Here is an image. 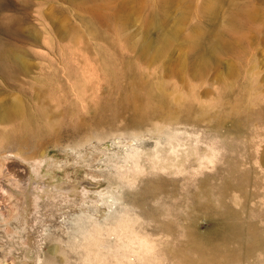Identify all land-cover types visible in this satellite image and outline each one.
I'll return each mask as SVG.
<instances>
[{
  "label": "rangeland",
  "instance_id": "374dc122",
  "mask_svg": "<svg viewBox=\"0 0 264 264\" xmlns=\"http://www.w3.org/2000/svg\"><path fill=\"white\" fill-rule=\"evenodd\" d=\"M175 131L211 163L127 160ZM134 245L264 264V0H0V264H130Z\"/></svg>",
  "mask_w": 264,
  "mask_h": 264
},
{
  "label": "bare ground",
  "instance_id": "6f19581e",
  "mask_svg": "<svg viewBox=\"0 0 264 264\" xmlns=\"http://www.w3.org/2000/svg\"><path fill=\"white\" fill-rule=\"evenodd\" d=\"M208 114V113H207ZM205 116V115H204ZM75 118V117H74ZM203 118V117H202ZM155 126V125H154ZM157 126V125H156ZM157 127H159V126H157ZM151 128V127H150ZM157 129V128H156ZM157 132V131H156ZM163 135V134H162ZM185 135V134H184ZM99 140H102V139H99ZM137 140H138V138H137ZM196 140V139H195ZM207 141H209V140H207ZM197 142H198V140H197ZM105 143V142H104ZM155 146H153V148H146V147H139V146H137V147H133V149H132V147L130 148V150L132 149V151H133V153H129V155H127V160H129L130 162H133V164L134 165H137V164H139V162H141L142 161V158H144V160L146 159V160H149L148 162H149V164H147V166L149 167V168H156V169H174L175 167H176V169H177V167H180V166H182V164H184V162H186V161H188V160H190L191 158H193L195 161H198V163L200 164V166L202 167V166H206V164H210L211 162L210 161H212L213 159H214V156H215V148L213 147V146H211V145H206V148L204 149V150H199L198 149V147L196 146V142L195 141H193L191 138H186L185 136H183L182 135V133H181V135H180V133L179 132H177V131H175L174 132V135H165L164 137H160L159 139H157V141H156V144H154ZM204 145V144H203ZM27 150V149H26ZM217 152H219V151H217ZM126 156V155H125ZM115 158V157H114ZM110 159H111V157H110ZM123 161H124V159H122ZM121 160V161H122ZM128 161V162H129ZM118 162V161H117ZM145 164V163H144ZM125 165V164H124ZM131 165V164H130ZM116 167H117V164L115 165ZM114 166V167H115ZM119 166H120V164H119ZM140 166V165H139ZM115 167V168H116ZM128 167V166H127ZM183 167V166H182ZM118 169H119V167H117ZM122 168V167H121ZM124 168V167H123ZM133 169V168H132ZM165 169V170H166ZM128 170V169H127ZM130 170V169H129ZM137 170V169H136ZM135 170V172H137ZM139 170V169H138ZM58 171V170H57ZM60 171V170H59ZM132 170H130V172H131ZM178 171V170H177ZM176 171V172H177ZM184 171V170H183ZM193 171V170H192ZM129 172V173H130ZM146 172V171H145ZM171 172V171H170ZM180 172V171H179ZM92 173V172H91ZM120 173V172H119ZM123 173H125V171L123 170ZM128 173V174H129ZM134 173V172H133ZM140 173H141V171H140ZM140 173H138V174H140ZM143 173V172H142ZM121 174V173H120ZM137 174V175H138ZM146 174V173H145ZM178 174V173H177ZM187 174V173H186ZM174 175V174H173ZM23 176H24V178L26 179V183H28L29 181H30V177H29V175L27 174V173H24L23 174ZM71 176V175H70ZM124 176V175H123ZM131 176V175H130ZM54 177V176H53ZM90 177V176H89ZM125 177V176H124ZM87 178V177H86ZM91 178V177H90ZM93 178V177H92ZM54 179V178H53ZM66 179V178H65ZM124 179V178H123ZM54 180H56V179H54ZM72 180H74V179H72ZM93 180V179H92ZM52 181V180H51ZM130 182V181H129ZM84 183V182H83ZM89 183V185H94V180L92 181V182H88ZM111 184V183H110ZM61 185V184H60ZM123 185V184H122ZM126 185V184H125ZM55 187H56V189L57 190H61L62 188L60 187V186H58V185H55ZM68 189H69V191H78L77 190V188H78V186H77V184H73V185H71V186H69V187H67ZM91 188V187H90ZM118 188V187H117ZM130 188V187H129ZM102 189H104V188H102ZM112 189V188H111ZM111 189H107V191H103V190H100V191H95V192H92V190L91 189H89L88 188V186H86V185H83V188H82V195H83V197H84V200H85V203H88V201L86 202V200H90L91 201V199H93V201L95 200V201H97V199H94V198H91V197H93L92 195H93V193L95 194V196L96 195H99L98 197H99V200L101 201V203L103 204V203H106V204H108L107 206H108V215H110V213L111 212H113V211H117L118 209H117V206L118 205H122L123 204V202H124V197H125V193H124V189H122V188H119L118 190H111ZM91 196V197H90ZM71 199V198H70ZM80 200V199H79ZM89 201V202H90ZM95 203V202H94ZM97 203H98V201H97ZM100 203V202H99ZM90 204V203H89ZM91 205V204H90ZM104 205V204H103ZM83 206H85V205H83ZM89 207V206H88ZM95 207H96V205H95ZM90 208V207H89ZM93 208V207H92ZM93 209H96V208H93ZM117 209V210H116ZM85 210V209H84ZM137 210V209H136ZM96 211V210H95ZM84 212H88L87 211V209H86V211H82L81 212V214L80 215H82V216H84ZM90 212V211H89ZM97 212V211H96ZM127 212V211H126ZM98 213H100V211H98ZM91 214V213H90ZM99 216H100V214H98ZM79 216V215H78ZM77 216V217H78ZM86 216H88V215H86ZM80 217V216H79ZM79 217H78V219H79ZM90 218H96L95 216H89ZM88 217V218H89ZM98 217V216H97ZM86 218V217H85ZM84 218V219H85ZM106 218V217H105ZM104 218V219H105ZM64 219V218H63ZM76 219V218H75ZM83 219V220H84ZM97 219V218H96ZM99 219V218H98ZM97 219V220H98ZM121 219V218H120ZM141 219V218H140ZM74 220V219H73ZM79 220H82V219H79ZM86 220V219H85ZM91 220V219H90ZM96 220V221H97ZM106 221L105 222H107V219H105ZM89 221V220H88ZM92 221V220H91ZM101 221V220H100ZM73 222V221H72ZM90 222V221H89ZM104 222V223H105ZM94 223V222H93ZM118 223H119V221H118ZM75 224H78V222L76 223L75 222ZM94 224H96V223H94ZM93 224V225H94ZM126 224V223H125ZM137 225V224H136ZM97 226V225H96ZM103 226V225H102ZM101 227V226H100ZM102 228V227H101ZM97 229H99V227L97 228ZM125 229V228H124ZM80 230V229H79ZM122 230V229H121ZM77 232V231H76ZM122 232V231H121ZM91 233V232H90ZM92 234H94L93 232H92ZM91 234V235H92ZM105 234V233H104ZM109 234V233H108ZM108 234H106V235H108ZM111 234L112 233H110L109 235L111 236ZM114 234H116L115 233V231H114ZM77 235V234H76ZM89 236V235H88ZM150 236V235H149ZM92 237V236H91ZM117 237H118V235H117ZM140 238H141V236H139ZM146 237V236H145ZM180 237V236H179ZM89 238H90V236H89ZM116 238V237H115ZM120 238V237H119ZM139 238V239H140ZM80 239V238H79ZM97 239V238H96ZM95 239V240H96ZM117 239V238H116ZM149 239V238H148ZM136 240H138L137 239V237H136ZM150 240V239H149ZM133 241V240H132ZM132 241H130V242H132ZM111 242V241H110ZM117 242V241H116ZM146 242V241H145ZM145 242H143L142 241V243H145ZM151 243H152V241H150ZM96 243H97V240H96ZM95 243V244H96ZM131 245V243H128V242H126V241H119L118 242V247L120 248H123V247H125V246H127V245ZM145 244H148L147 242L145 243ZM86 245V244H85ZM93 245V244H92ZM110 245V244H109ZM115 245V244H114ZM151 245V244H150ZM150 245L148 246V247H150ZM153 245V244H152ZM151 245V246H152ZM84 246V245H83ZM143 246H144V244H143ZM143 246H141L140 248H144ZM155 246V245H154ZM82 247V246H81ZM96 247V246H95ZM129 247V246H128ZM91 248V247H90ZM110 248V247H109ZM108 248V249H109ZM125 248H127V247H125ZM131 248H133V253L132 254H130L131 256H130V258H128L129 260H133V261H130V264L131 263H133L134 262V260L136 259V257L134 256V251H136V249H140L139 247H138V245H134L133 247H131ZM151 248V247H150ZM150 248H148V250L150 249ZM82 249V248H81ZM95 249V248H94ZM100 249V248H99ZM118 249V248H117ZM145 249H146V245H145ZM143 250V249H142ZM121 251V250H120ZM140 252H142L143 253V251H141V249L139 250V254H138V256L137 257H139L138 259L141 261L140 263L142 264V260H144L143 262V264H145V263H147V260H148V262L150 261V259H152L153 258V255H152V258H147L146 259V262H145V259H144V257H142L143 255L142 254H140ZM145 252V251H144ZM153 252V251H152ZM109 253H110V250H109ZM136 254V255H137ZM144 254V253H143ZM106 255V254H105ZM104 255V256H105ZM140 255V256H139ZM116 256V255H115ZM126 256H129V254H127V255H125V257ZM135 258H134V257ZM159 257L158 255H155L154 254V257H155V259L157 260V257ZM89 257V256H88ZM140 257H142L141 259H140ZM91 258V257H90ZM105 258V257H104ZM126 258V259H127ZM102 259H103V257H102ZM85 260V259H84ZM108 260V259H107ZM138 261V260H137ZM153 261V260H152ZM158 261V260H157ZM90 262V261H89ZM154 262V261H153ZM152 262V263H153ZM155 264L157 263V262H154ZM78 264V263H77ZM134 264H136V263H134ZM137 264H139V263H137ZM157 264H159V263H157Z\"/></svg>",
  "mask_w": 264,
  "mask_h": 264
}]
</instances>
